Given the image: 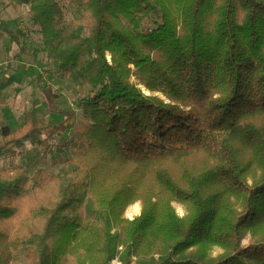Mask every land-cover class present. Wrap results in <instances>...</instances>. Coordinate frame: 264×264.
Wrapping results in <instances>:
<instances>
[{
    "label": "trees",
    "instance_id": "trees-1",
    "mask_svg": "<svg viewBox=\"0 0 264 264\" xmlns=\"http://www.w3.org/2000/svg\"><path fill=\"white\" fill-rule=\"evenodd\" d=\"M10 2L30 6L85 121L51 130L25 110L1 134L16 158L71 133L74 166L0 168V264H264V0ZM0 31L20 45L21 30Z\"/></svg>",
    "mask_w": 264,
    "mask_h": 264
},
{
    "label": "rangeland",
    "instance_id": "rangeland-1",
    "mask_svg": "<svg viewBox=\"0 0 264 264\" xmlns=\"http://www.w3.org/2000/svg\"><path fill=\"white\" fill-rule=\"evenodd\" d=\"M11 0H0V20L7 23L11 31L21 30L24 35L20 45H15L9 35L0 31V138L1 134L13 130L22 122L25 110H35L41 119L53 127L58 126L67 117L73 116L74 122L85 121L77 107L75 84L67 79H58L50 73L49 50L44 47L38 27L32 25L29 19L30 6L14 7ZM68 19H74L81 14L73 4L66 2ZM111 56L108 55L110 61ZM132 82L137 83L135 77ZM139 87L147 95H159L143 85ZM51 132L41 136L44 140ZM71 133L55 136L50 142V148L35 145L31 141L19 148L16 158L0 154V168L12 167L15 164L25 166L30 174L46 170L51 174L71 169L72 150H67L66 142ZM1 149V148H0ZM138 204L140 209L133 207ZM173 206L181 217H187L190 209L183 203L174 201ZM143 209V201L131 204L124 211L123 217L133 220ZM252 242L250 234L243 240V245ZM123 247H120L121 251ZM222 249L215 247L212 255L217 256ZM112 264H122L119 255Z\"/></svg>",
    "mask_w": 264,
    "mask_h": 264
},
{
    "label": "bare ground",
    "instance_id": "bare-ground-1",
    "mask_svg": "<svg viewBox=\"0 0 264 264\" xmlns=\"http://www.w3.org/2000/svg\"><path fill=\"white\" fill-rule=\"evenodd\" d=\"M133 207H135L136 210H139L140 209V207H139L138 204H135Z\"/></svg>",
    "mask_w": 264,
    "mask_h": 264
}]
</instances>
